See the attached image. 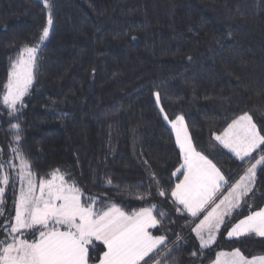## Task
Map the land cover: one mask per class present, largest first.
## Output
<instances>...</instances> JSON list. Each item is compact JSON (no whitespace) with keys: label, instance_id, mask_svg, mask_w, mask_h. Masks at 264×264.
<instances>
[{"label":"trees","instance_id":"16d2710c","mask_svg":"<svg viewBox=\"0 0 264 264\" xmlns=\"http://www.w3.org/2000/svg\"><path fill=\"white\" fill-rule=\"evenodd\" d=\"M52 4V31L26 107L14 119L0 103L3 156L10 151L9 124L20 123L21 146L37 177L68 170L86 194L128 212L162 205L169 216L156 232L167 230L168 247L183 238L162 264H211L218 252L235 248L248 256L264 253V238L229 239L228 224L213 247L200 249L191 218L177 212L170 197L182 157L156 101L159 93L170 120L184 116L197 151L230 182L243 175L247 164L209 142L244 113L264 129V0ZM47 16L39 0H0V96L10 59L39 42ZM149 170L164 197L154 187L150 196L140 187L149 183ZM253 191L249 205L255 211L264 207V171L257 170ZM248 214L242 208L231 222Z\"/></svg>","mask_w":264,"mask_h":264},{"label":"snow or ice","instance_id":"6c2138e0","mask_svg":"<svg viewBox=\"0 0 264 264\" xmlns=\"http://www.w3.org/2000/svg\"><path fill=\"white\" fill-rule=\"evenodd\" d=\"M43 4L48 9L47 26L36 45H24L16 58L10 59L0 96V103L14 119H19L17 114L26 107L24 98L30 94L39 71L41 45L49 39L53 26L52 0H43ZM156 101H160L159 93ZM160 111L164 112L163 107ZM163 118L174 131L182 156L173 173L182 179L170 187V197L177 212L191 217V231L199 239L200 249L216 243L226 220L229 238H264V208L252 211L249 205L255 195L257 170L264 171V129L257 127L252 115L244 113L215 136L248 165L243 175L230 182L212 160L197 151L183 115L169 120L165 113ZM8 130V160L2 159L0 149V217L5 218L0 224V264H162L183 242L178 236L168 247L167 230L153 234L152 230L169 216L162 205L150 204L128 212L116 203L105 205L97 196L86 194L68 170L56 168L45 177H37L21 146V124L10 123ZM258 150L260 154L253 156ZM148 181L140 185L147 195L154 187L158 196H165L159 177L150 170ZM105 183L111 186L113 181L107 178ZM9 189L14 216L5 214V192ZM242 208H248L250 214L231 222L233 213ZM212 264H264V253L248 256L240 248L220 251Z\"/></svg>","mask_w":264,"mask_h":264},{"label":"rangeland","instance_id":"374dc122","mask_svg":"<svg viewBox=\"0 0 264 264\" xmlns=\"http://www.w3.org/2000/svg\"><path fill=\"white\" fill-rule=\"evenodd\" d=\"M40 2H42L43 3V0H39ZM46 26H47V24H46ZM53 27V26H52ZM51 31H52V28L50 29V34H51ZM49 37H50V35H49ZM45 44V42L43 43V45ZM43 45H41V48L43 47ZM158 105H159V109H160V103H157ZM5 107V109H7L6 108V106H4ZM7 111L9 112V110L7 109ZM162 114V116H164V112L163 113H161ZM170 120V119H169ZM166 122V124L168 125V127L171 129V125L170 124H168V122L167 121H165ZM186 123V122H185ZM171 131H172V133H173V135H174V137H175V133H174V131L171 129ZM190 134V133H189ZM210 145H211V148L215 151V149L216 148H220V151H225V152H227V153H229V154H231V155H233L234 157H235V155L232 153V152H230L228 149H226V148H224L223 147V145H221L220 143H219V141H216L215 140V136L210 140ZM177 147H178V145H177ZM178 149H179V147H178ZM253 156H255V153H253ZM9 157H10V151H9V154L7 155V156H3L2 155V159L3 160H8L9 159ZM182 157V156H181ZM236 158V157H235ZM238 159V158H237ZM239 160V159H238ZM240 161V160H239ZM16 163H18V161H15ZM13 175H14V173H13ZM178 177H179V180L180 179H182V176H179L178 175ZM6 193H7V191L5 192V200H6ZM264 208V207H263ZM241 210V209H240ZM5 214H6V216H14V206H13V195H12V193H11V195H10V200H6V204H5ZM233 216V215H232ZM4 220H5V218L4 217H0V224H2L3 222H4ZM174 224H176V223H174ZM228 224V221L226 220V225ZM225 225V226H226ZM223 228V227H222ZM193 233V232H192ZM195 234V233H194ZM219 236V235H218ZM228 237V236H227ZM229 238V237H228ZM242 238V237H241ZM217 239H218V237H217ZM229 239H239V238H235V237H232V238H229ZM217 241V240H216ZM198 243H199V245H200V242L198 241ZM216 244V243H215ZM214 244V245H215ZM214 245H212L211 247H213ZM212 264V263H211Z\"/></svg>","mask_w":264,"mask_h":264},{"label":"crops","instance_id":"0c3cea01","mask_svg":"<svg viewBox=\"0 0 264 264\" xmlns=\"http://www.w3.org/2000/svg\"><path fill=\"white\" fill-rule=\"evenodd\" d=\"M186 214H187V213H186ZM187 216H188V214H187ZM188 217L191 218L190 216H188ZM191 226H192V223H191V225L189 226V229H191ZM156 230H157V229H153V230H152L154 235L161 234V233H157ZM221 230H222V228H221ZM221 230H220V232H221ZM191 232H192V231H191ZM192 234H193V237H194L196 243L199 245V243H198L199 239L195 236L194 232H193ZM96 243L99 245V242H96ZM199 246H200V245H199Z\"/></svg>","mask_w":264,"mask_h":264}]
</instances>
